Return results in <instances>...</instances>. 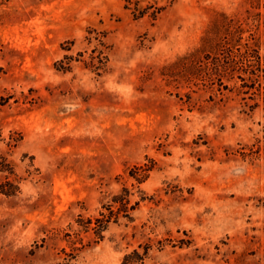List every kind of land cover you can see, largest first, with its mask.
<instances>
[{
    "label": "rangeland",
    "instance_id": "1",
    "mask_svg": "<svg viewBox=\"0 0 264 264\" xmlns=\"http://www.w3.org/2000/svg\"><path fill=\"white\" fill-rule=\"evenodd\" d=\"M219 14L264 48V0H0V264H264L261 107L166 69Z\"/></svg>",
    "mask_w": 264,
    "mask_h": 264
},
{
    "label": "trees",
    "instance_id": "2",
    "mask_svg": "<svg viewBox=\"0 0 264 264\" xmlns=\"http://www.w3.org/2000/svg\"><path fill=\"white\" fill-rule=\"evenodd\" d=\"M245 21L219 14L212 21L207 35L202 38L201 47L178 59L166 69L175 67L177 75L185 81L216 89L218 93L230 90L224 81L233 82L235 86L238 85L235 89L243 96L242 100L252 101L250 108L261 107L264 114V48L261 47L260 37L256 31ZM102 56L103 53L98 52L96 57H91V62L96 59L99 64H103ZM65 59L72 60L71 57ZM58 65L62 72L68 69L61 62ZM9 99L10 97H0V108L5 107ZM1 132L0 125V138ZM5 168L6 166L2 165V170ZM1 192L6 196L14 194L3 190ZM129 196V192L123 189L121 194L113 196L110 202L101 206L102 211L98 212V217L83 219L82 216H78L77 224L81 231L87 233L92 230L101 240L102 233L111 224L118 223L120 218L130 220L129 212L135 208L130 206ZM78 233L79 231L74 232V236H78ZM63 254L66 258L64 263L59 264H72L74 256L64 251ZM133 257L136 259L135 262L143 259L134 251L124 258L123 264H135L131 261Z\"/></svg>",
    "mask_w": 264,
    "mask_h": 264
}]
</instances>
